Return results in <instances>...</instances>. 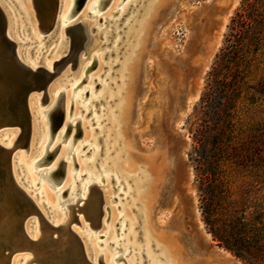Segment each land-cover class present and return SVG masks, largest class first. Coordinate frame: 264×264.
I'll list each match as a JSON object with an SVG mask.
<instances>
[{"label": "rangeland", "instance_id": "obj_1", "mask_svg": "<svg viewBox=\"0 0 264 264\" xmlns=\"http://www.w3.org/2000/svg\"><path fill=\"white\" fill-rule=\"evenodd\" d=\"M241 1L242 0H237L236 3V0H149L144 4L146 7L143 11L140 10V7L143 6L140 4V6H138L134 11L133 15L126 17L127 20L125 22V26H127V28L117 38V40L120 39L121 42L119 43L118 48L114 49L117 54H108L104 57L103 60L105 65L104 63L103 65L105 67L101 70V72H99L98 78L94 83V86L99 85V87H97L98 89H100L104 84H109V92L114 94L111 97L108 95L110 98H108V96L103 97V104H99L98 110L95 111L96 113H93L94 115H97V119L91 115L87 120L83 119L86 112H88L89 109H92V104L86 111H83V109L78 110L76 113L78 114V118H73L76 115L74 114L76 104L72 105L74 93H71L67 87L70 84L72 77H74V75L78 76L80 71L78 66L85 62L87 60L86 58H88L94 50H98L100 53H107L109 51L111 44L106 46L103 45L102 41V36L105 37L108 35V30H101L100 28L96 30L97 26L95 23H93L92 20H88L86 17V10H84L78 17V14L81 11L79 10L77 14L69 19L68 22L71 23L76 17L79 18L78 21H76V26H73L75 29L71 27L67 28L68 30H63V43L57 59L67 56L69 52L68 48L71 46L72 39L73 42H77L79 48L75 58L78 60H73L71 70H68L71 66L69 63L67 68L62 70L53 80L57 83L50 87V91L47 90L49 93L53 92V94L49 99L50 94L47 92L48 97L46 104L41 107V105L37 106V104L35 105L34 103L32 106L34 114L32 118L34 123L33 128L35 130L32 128L31 133L32 131H34V133H32V137L30 136L27 151L24 148L17 147L14 155L17 162L15 163V167L17 168L18 165L20 172H22V176L20 175L18 179H20V177H24L25 181L28 182V185H24L23 182H21V186H23L27 192L31 193V196L34 197L45 217H47L50 222L52 221L54 223L55 217H53L54 213H51L53 212V209L49 203L52 200L51 203L58 205V197L54 194L59 188L61 189L63 187L62 190H65L63 200H66L70 196V186H67L71 183V181L74 182L76 173L79 172L81 159L77 158V156L79 157L82 154L78 151L73 153V151L83 142V135L85 132L90 135L86 129V131H84V126L86 127L87 123L89 124L90 131L92 132L91 137L88 136L89 138L87 140L91 139V143L97 144L98 148H103L104 150H102V156L104 158L101 156V153H99L94 163H89V157L82 159L83 161H86V163H89L88 169L90 171H94V173L100 178L104 175V173L109 171L107 169L100 172V170L104 167V160L106 158H116L119 154V169L111 172L112 177L110 176L109 180H114L113 176L118 174L121 175L119 180L122 181L126 178V174L124 175V173H127L128 176H135L138 174V178L139 176L140 178L145 176L147 181L151 183L147 182L141 188L144 191V194L147 193H145V191H147L146 188L148 186L152 187V182H156L154 185L155 193H157V195L155 194V198L150 204L148 209L149 212H147L148 216L142 213L140 217L141 221L139 220L141 223L140 226L142 227L144 226L146 220L145 218L147 217H149V225L152 223V227L149 226V228H147L150 235L149 239L151 241V254L146 251L144 244L146 232L141 233L143 230H140V227L138 228V222L135 226V224L131 223L133 220H130L136 216L139 210H141V212L144 211L143 204H145V199L143 198H141L138 202L140 189H137V187L133 185L135 180L133 179V182L128 181V183L122 182V187L124 186L125 189L122 190V187L120 186L116 191H113L111 186L108 187L105 185V182L104 185L98 184L99 190L101 191L100 194H103L104 192L107 199V203L104 204L105 206L103 205V208H106L107 210L104 211L103 214L106 219L105 223L99 225L97 232H94L88 226L90 224V220L95 219L97 216L96 201H100V205H102L101 197L98 198L95 195V198H93V205L91 207V217L87 219L83 216L84 213L82 212L83 214L80 213L78 216L79 225L72 224V229L84 241L86 251L89 250L88 255L91 259H93V257L97 258V255L102 254L103 258L106 256L105 264H115V261L109 260V255L118 252L117 249H114L112 246H108L106 249H103L102 253V245L99 246L97 242L93 240V237L97 234L102 235L106 231H110L112 236L114 238L116 237L115 242L118 247L121 249L124 248V251H126V253L124 251L120 252V257L124 258L125 264H153V261H158L156 263H160V261H162L161 263H166L168 261V254L165 251H167L168 246L159 236H166L170 238L174 237L173 239H175L178 246L181 245L183 252L180 249H177L181 251L185 257L191 259V261L195 264H245L232 253L217 246L205 226L199 204L198 183L196 181L194 163L195 155L192 143V132L197 124L196 114L207 76L215 62L216 55L223 46L224 37L227 33V26L230 19L239 7ZM112 2L113 0H106L101 6V11L104 12L108 10ZM27 7L28 12L33 16V20L37 23L30 0L26 3V8ZM14 14L15 21L16 19L18 20V25L16 24V26H20L19 24H21V28L22 24L24 25V27L21 28L22 31L25 30L23 31V35L26 37L24 38V42H30L24 46L19 44L20 48L24 50L26 49L25 51L29 48H34L32 50L34 53L31 52L32 60L29 62V65H31L33 61L38 60L39 64L37 65V68L46 67V61L49 60V57L51 60L53 53L55 52V48H52L57 45V41L59 39L58 25L52 28L46 35L40 34L42 37L45 36L47 39L45 38L42 43L35 44L36 39L33 38L29 27H26L23 15L16 11H14ZM134 17H137V20ZM147 17L150 19H145ZM221 17H223V19ZM20 18L22 19L20 20ZM132 18L134 19L131 20ZM2 19L4 24V18ZM145 20H147V22ZM79 21H81V23ZM136 22L147 23L150 27L145 31V33L139 29V25H137L139 23L136 24V27H133ZM132 29L134 31L138 30L137 34L127 38L128 32ZM36 35H39L37 28ZM111 39L112 38L110 37L108 42ZM104 42H107V38L104 39ZM41 45L43 46V49L40 51L38 56L39 49L42 47ZM81 55L83 57H81ZM128 58L134 60L127 62L129 60ZM52 60L55 59L53 58ZM124 62H127L128 65L127 70L122 73L123 66L125 64ZM130 63L132 65L136 64L137 66L134 83L128 79L130 75V66H132ZM97 66L98 60H93L91 66L86 72L87 78L93 73V71H96ZM87 78L83 80V83L78 87V90L83 88L84 83L86 84L88 81ZM123 81H128L130 85L128 82L125 84L128 85L129 88L132 87L133 89V101L131 102L132 106L129 110L130 114L127 120L128 123L127 121H123L125 124L127 123L126 125L122 123V121L120 123L119 120H117V124L112 122L113 118L119 117V107L121 104L124 105L125 94L127 96V91L125 90H129L126 88L127 86L124 87L125 84ZM62 88L66 89V95H61L64 111V124L68 121V125H65L67 131L64 134L65 136H63L64 139L56 138L59 134V129L57 131L58 133L56 132L57 134L55 133L50 141V152H52V146L58 145L57 149L53 153V156L49 157L48 154L44 163L37 169H30L28 174L25 170H23L24 167H22L21 162L25 166L29 165L36 155H38L43 127L38 129L37 124L39 123L41 125V122H45L46 120L44 115L40 112L51 106L55 100V93ZM37 93L42 95V92ZM195 94L197 95L196 99L194 98L195 100H189L188 97L191 96L192 98ZM96 95L97 93L94 94V96ZM138 95L141 96L139 97ZM85 103V100H80L78 105L83 107ZM185 104L188 106H185ZM67 105L70 106V118L67 117L68 114L66 113ZM150 112H152V114L149 115ZM73 114L74 116H72ZM83 120L85 122H83ZM119 126L120 132H122L123 136L115 138L114 134ZM3 128L4 129L0 131V144L7 147V143H9L8 141L11 139V133L14 131L19 132L20 130H17L19 128L13 126H5ZM123 137L126 139L124 140ZM71 140L72 143L69 148L64 149V147L68 145ZM12 141L15 143L17 139L15 141L14 138ZM126 147L127 149L125 150ZM134 147L137 148L135 149ZM128 151L130 152V156L134 158L133 161L126 159V153ZM71 159L74 160V173L72 172ZM60 160L65 162L64 178L61 184L51 188L47 177H42L43 173L39 175L36 173L50 168L52 165L51 163L54 162V164H56L57 162H60ZM97 165H99V168L96 170L95 167ZM152 166H156L160 169L161 173L159 176H156L155 173L151 174L152 171L150 172L149 169L151 170ZM57 171L58 169L56 172ZM153 176L155 177V180L152 178ZM137 177L135 178L136 181H138ZM85 178L88 180L87 177ZM31 179L34 181L37 180L40 184H42L41 188H43L42 191L44 196L40 194L39 197H35L40 191H33V188L36 187H34ZM115 186H118V184L116 183ZM151 187H148V189ZM76 191H74V194L81 197V192ZM120 193L121 195L119 196ZM263 194L264 191L261 193L253 192L252 195L254 198L260 199L263 197ZM115 197H118L116 201H114ZM45 198L49 201L48 205H45ZM49 198H51V200H49ZM118 202L122 207H124L127 217L130 218H128L124 223V225H126V230L120 237L115 234L116 228L114 226V222L117 219L121 220L120 212L123 209L117 208ZM135 202L136 205H134ZM73 204H75V202ZM77 204L82 205L83 202L80 200ZM57 207H59V205ZM101 207L102 206L99 208L100 215ZM58 209L61 211L62 215L64 214V219L68 220V215L66 214L67 210L62 207H59ZM151 211L153 213H151ZM114 214L116 217L113 220ZM154 219L158 220V222ZM161 219L164 223L160 221ZM153 223H155L154 226ZM31 228L28 229V231L34 230V228ZM133 228V233H130V230ZM150 229L152 230L150 231ZM120 230L122 231L124 228L121 227ZM145 230L146 228L144 227V231ZM89 235H93L92 238H90L91 240L88 239ZM90 242L92 244H90ZM125 245L127 246L125 247ZM189 248L191 252L189 251ZM27 259V256L19 254L15 256L13 264H18L17 261L19 260V264H23ZM117 264H123V261H118Z\"/></svg>", "mask_w": 264, "mask_h": 264}, {"label": "bare ground", "instance_id": "obj_2", "mask_svg": "<svg viewBox=\"0 0 264 264\" xmlns=\"http://www.w3.org/2000/svg\"><path fill=\"white\" fill-rule=\"evenodd\" d=\"M27 1L28 0H0V13H2L5 16V20H6L3 32L0 30V131L2 129H4L3 127H5V126H13V127L19 128V126H20L19 115L22 112H26L28 114V117H29V139L27 142L24 141L23 133L19 128V129H17V130H20L19 132L14 131L11 133V137H10L11 139H9V141H8L9 143H7L8 144L7 147H4V145L2 146L0 144V264H13L15 261L14 260L15 256H17L19 254H22V256L28 257V259L23 264H105L106 256H105V258H103L105 260H102L101 254L97 255V258L93 257V259H91V257H89V255H88L89 250L86 251V247H85L86 245H85L84 241L72 229V224L79 225L78 216L82 212L84 213L83 216H85L87 219H89L91 217V215H92L91 207L93 205V198H95V195H96L98 198L101 197L102 205H100V201H96L97 216L95 219L90 220V224L88 226L94 232H97L99 225H101L102 223H105V221H106L103 214H104V211H107L106 208H103L105 206L104 204L107 203L106 194L104 192H103V194H100L101 191L99 190L98 184L104 185V182H105V185H107L108 187L111 186V189L113 191H116L119 189L120 186L122 187V182H126V183H128V181L133 182V179L136 181L135 178L138 176V174L135 176H131V175L128 176L127 173H124V175L126 174V178L122 181L119 180L121 175L116 174L113 176L114 180H109L110 176L112 177L111 172L117 171L119 169L118 168V159L120 156L119 154L116 156V158L114 157L111 159L109 157L110 159L106 158L107 160L106 159H105L106 161L104 160V163H103L104 167H103V169L100 170V172H103L107 169L109 171L107 173H104V175H102L100 178L94 173V171H90L88 169L89 163H94L96 161L99 153H101V156H102V153L104 150H103V148H98L97 144L91 143V139L87 140L89 138L88 136L91 137V135H92V132L89 129V124L87 123V126L86 127L84 126V131L87 130L90 133V135H88L85 132L83 135V142L81 144L78 143L79 145L78 146L76 145L77 146L76 149L75 150L73 149L74 150L73 153L75 151H78L79 153H82V154L79 157L77 156V158L81 159V161L78 159L80 161L79 172L76 173V176L74 178V182L71 181V183L67 186V187L70 186V190H71L70 196L66 200H63V195L65 194V190H62L63 187L61 189L59 188L57 191H55V194H54L55 196L58 197L57 200H58L59 207H62L65 210H67L66 214L68 215V220L64 219V217H63L64 214L62 215L61 211L58 209L59 207H57L58 205H54L53 203H51L52 202L51 198H49V200H51L50 203H49L48 199L45 198V202H46L45 205H48V203H49V205L53 209V212H51V213H54V216L53 215L52 216L55 217L54 218L55 222L53 223L52 221L50 222L47 217H45L42 210H40L41 208L36 203V200L34 199V197L31 196V193L27 192L24 189V187L21 186L22 185L21 182H23L24 185H28V182L25 181L24 177H20V179H18V177L20 175L22 176V174H21L22 172H20V168L18 165H17V168L15 167V163H17V162L14 158V155H15L17 147L24 148L27 151L30 136L32 135V133H34V131H32V133H31V129L33 128V125H34L33 119H32L33 115H34L33 111H32L33 104L35 103V105L37 104V106L41 105V107L46 104L47 97H48L47 92L51 90L50 87L54 86L57 83L56 81L54 82L53 80L56 78V76L62 70L67 68V65H66L61 70L56 65L58 64L57 57L60 54L59 51L61 50L62 43H63L62 32L69 24L72 23V22L71 23L68 22L69 19L72 16H74L75 14H77L79 12V10H81V11L78 14V17L80 16V14L84 10H86L87 13L85 15L88 18V20H92V22L95 23V25L97 26L96 30H98V28H100L101 30H105V29L108 30V35H106L105 37L102 36L103 45L108 46L109 44H111V48L109 49V51L107 53H100V51L94 50L93 53L88 58H86L87 60L78 66V68L80 70L78 76L74 75V77H72V80L70 81V84L67 87V88H69V91L71 93H74L73 102H72V105L76 104L75 108H74L75 109L74 114H76L78 112V110H80V109H83V111H86V110H88V107L91 104L93 105L92 109H89L88 112H86L85 117L83 118L84 120H87L88 117H90V115L94 118L97 117V115H94L93 113L98 110L99 104H103V101H104L103 97L108 96V95L111 97L112 95H114L113 93L109 92V84H104L100 89L97 88V87H99V85L94 86V83H95L96 79L98 78L99 72H101V70L104 69V67H105L104 66L105 63L103 60L104 57H106V55H108V54L109 55L117 54L114 51V49H117L119 43L121 42V40L120 39L117 40V38L127 28V26H125V22L127 20L126 17L133 15L134 11L137 9L138 6H140V4L143 5L142 7H140L141 8L140 10L143 11L146 7V5H144V4L146 2H148L149 0H113L109 9L104 11V12L101 11V6L103 5V3L106 0H82L81 6L78 10H76L78 0H30L31 6H32L34 14H35V18L37 20V23H35V21L33 20V16L28 12V7L26 8ZM236 3H237V0H236ZM153 9H154V7H153ZM14 11L19 12L20 14L23 15V18L26 22V27L27 26L29 27V30L32 33L33 38L36 39L35 44L42 43L43 40L46 38L45 36L42 37L40 34H43V35L45 34L44 32L46 31L47 27L51 24V22L53 20L58 25L59 39H58V41L56 40L57 45L52 48V49L55 48V52L53 53L51 60L49 57V60L46 61L47 62L46 67L44 66V68H46L48 71H50L53 74V76H52L53 79L51 80V82L52 81L53 82L52 83L50 82V84L45 89V94H44L45 99H43V97H42L43 95H41L35 91V88L32 84V81L29 78L28 73L29 72L33 73L35 71L37 65L39 64V62H38V60L33 61V63H31V65H29V62L32 60L31 52L34 48H29V49H27V51H25L26 49L24 50V49L20 48L19 44H21V46L22 45L24 46V45L29 44L30 42H24V38H26V37L23 35V31H25V30H23V31L21 30V28L24 27V25L22 24L21 28H20L21 24H19L20 26H16V24L18 23V20L16 19V21H15ZM152 14H153V12H152ZM116 16H117V18H116ZM222 16H224V15H222ZM225 16H226V13H225ZM78 17H76L74 19V21L78 20L79 19ZM137 17H134V18H136V20H137ZM134 18H132L131 20H133ZM151 18H152V16H151ZM221 18L223 19V17H221ZM21 19L22 18H20V20ZM145 19L149 20L150 18L148 19V17H147ZM147 20H145V21L147 22ZM79 22L81 23V21H79ZM20 23H21V21H20ZM76 23L77 22H75V24ZM137 23H139V22L134 23L133 27L134 26L136 27ZM137 25H139V29L144 31V32L147 29H149V27H150L147 23H139ZM36 28L38 29V34H39L38 36L36 35ZM77 28H78V26H77ZM137 32H138V30L134 31L132 29L130 32H128L127 38H130L133 35H136ZM148 33H149V31H148ZM139 34H140V32H139ZM110 37L112 39L108 42V39ZM145 37H147V36H145ZM106 38H107L108 43L104 42V39H106ZM141 38H140V40H141ZM71 42H72V39H71ZM140 43H142V42H140ZM146 43H145V45H146ZM140 47H139V49H140ZM141 48H143V47H141ZM42 49H43V46L40 47L38 56H39L40 51ZM75 50H76V46H73L72 52H74ZM32 53H34V51ZM64 53H65V51H64ZM130 53H131V51H130ZM86 54H85V56H86ZM133 55H135V54H133ZM81 57H83V56L81 55ZM53 58L55 60H52ZM93 60H98V66L96 67V71H93V73L87 78L86 72L88 71L89 67L91 66V63ZM130 60L133 61L134 59H129L127 62H129ZM54 62H55V64H54ZM127 62H124L125 64L123 63L124 66H123V72L122 73H124L125 70H127V65H128ZM103 63H104V65H103ZM131 63H130V65H132ZM130 67H129L130 68V71H129V74H130L129 77L130 78L128 77V79H130L131 82L134 83L135 78H136V67L137 66H136V64H133ZM69 69L70 68H68V70ZM116 73H118V72H116ZM126 75H128V74H126ZM86 78L88 81L86 80L87 82H86V84L84 83L83 88L78 90V87L83 83V80ZM123 82L125 84L128 81H126V82L123 81ZM129 85H130V83H129ZM124 87L128 88L129 90H127V89L125 90V91H127V96L125 94L124 105L121 104L119 107V111H120L119 117L112 119V122L116 123V124L118 122L117 120H119L120 123H121V121H122V123H124L123 121L128 120V116L130 114L129 110L131 109L130 107L132 106L131 102L133 101V99H132L133 89H132V87L129 88V86L126 84ZM96 93H97V95L94 96V94H96ZM48 94H50V97H49V99H50L52 97L53 92H51V93L48 92ZM64 94L66 95V89L65 88L58 90L55 93V100L53 101L51 106L48 109L42 110L40 112L41 114L44 115V118L46 120H45V122H41V125L39 123L37 124L38 129L40 127L41 128L43 127V133H42V138H41V141L39 144L40 147H39L38 155H36V157L29 163V165L25 166L21 162V165H22V167H24V169L22 167L21 168L23 170H25L28 174H29L30 169L32 170V169L39 168L44 163L48 154H49V157L53 156L54 151L58 147V145H54V146H52V149H51L52 152L49 151L50 141H51L52 137L54 136V134L60 129V131H58L59 134L56 136V138H63V136H65L64 134L67 131L65 125H68L67 124L68 121L66 122V124H64V111H63L62 96H61ZM196 94H197V92H196ZM196 94L192 98H191V96L188 97L189 100H192L194 98L196 99V96H197ZM109 96H108V98H110ZM143 99H145V98H143ZM80 100H85V102H86L83 107L81 105L80 106L78 105ZM13 102H15L14 105L12 104ZM59 102L61 103V107H62L61 108L62 115H61L59 124L57 125L56 129L52 132L51 128H50L49 115H50L51 111L57 106V104ZM187 102H189V101H187ZM186 105L187 104H185V106ZM52 106H53V108H52ZM66 108H67L66 113L68 114L67 117H69L70 116L69 115L70 106L67 105ZM50 109H51V111H50ZM74 114L72 116H74ZM150 114H152V112H150L149 115ZM152 117H153V115H152ZM179 117H180V115H179ZM73 118L77 119L78 114H76ZM84 120H83V122H85ZM127 123H128V121H127ZM92 125H94V124H92ZM122 128H123V126H122ZM100 129H102V128H100ZM112 134H113V132H112ZM114 135H115L114 136L115 138L123 136L122 132H120V126L117 129V131H115ZM14 138H15V141L17 139V141L15 143H13L14 141H12V140H14ZM123 139L125 140L126 138L123 137ZM71 143H72V140L69 141L68 145H66L64 147V149H68L69 146L71 145ZM130 147H132V146H130ZM126 149H127V147L125 148V150ZM154 151H156V150H154ZM128 152L126 153V159L133 161L134 158L132 156H130V152H129V154H128ZM86 157H89V159H90L89 163L88 162L86 163V161L82 160L83 158L85 159ZM110 163H111V165H110ZM19 164H20V162H19ZM51 164L52 165L50 168L38 171L36 174L39 175V174L43 173L42 177H45V178L47 177V180H48L51 188H53L54 186L61 184V182L64 178L65 162L60 160V162H57L56 164H54V162ZM54 165H55V167H54ZM99 165H97L95 167L96 170L99 168L98 167ZM71 166H72V172L74 173L75 165H74L73 159H71ZM56 167L58 169L57 172H56V170H57ZM149 171L150 172L152 171L151 174L155 173L156 176H159L161 173L160 169L156 166H152L151 170L149 169ZM122 174H123V172H122ZM26 176H27V174H26ZM154 176L152 178L155 180ZM85 177H87L88 180H86ZM153 179H151V180H153ZM31 180L33 181L32 183H33L34 187H36V188H33V191H35V192L40 191L39 194L43 195V191H42L43 188H41L42 184H40L37 180H35V181L33 179H31ZM135 181L133 182V185L136 186L137 189L138 188L140 189V192L138 195V202L140 201L141 198L145 199V204H143L144 205L143 206L144 211L141 212V210H139L137 212L136 216L134 217L135 219L134 218L130 219L129 217H127V214H126L124 207H122L118 202L117 208H121V209L123 208V209L120 212L121 220L117 219L114 222V226L116 228L115 234H117L119 237L120 236L119 234H121L120 232H124L126 230V225H124V223L127 221L128 218L130 220H133L131 223L135 224V226H136V223L138 222V224H137L138 228L140 227V230H143L141 233L146 232L145 233L146 237L144 238V244H145L146 251L149 254H151V252H150L151 251L150 250L151 241L149 239L150 235L148 233L147 228H149V226L152 227V223L149 225V219H148L149 217H147L148 216L147 212H149L148 209L150 207L151 202L155 198V194L157 195V193H155V185H154V183H156V182L155 181L152 182L153 186L152 187L148 186L151 188L148 189V187H147L146 188L147 191H145V193L146 192L147 193L144 194V191L141 188L147 182H149V181H147V178L145 176H142V178H140V176H139L138 181H136V182ZM96 182H98V183H96ZM116 183L118 184V186H115ZM149 183H151V182H149ZM78 187H79V189H78ZM76 189H77V191L81 192V197H83L85 199L78 197V195L74 194L75 193L74 191H76ZM123 189H125L124 186L122 187V190ZM120 195H121V193L119 194V196ZM141 195H143V196H141ZM35 197H39L38 193L36 194ZM41 198H42V196H41ZM117 199H118V197H115L114 201H116ZM80 200L83 202L82 205L77 204V202H79ZM74 202H75V204H73ZM134 205H136V202ZM100 206H102L101 207V215L99 214ZM142 213H144V215L145 214L147 215L146 216L147 218H145L146 220H145V224L143 227L140 226L141 225L140 217H141ZM151 213H153V212L151 211ZM160 213H161V211H160ZM158 215H157V217H158ZM115 217L116 216L114 214L113 220L115 219ZM158 220H155V221L158 222ZM160 221L163 222L162 219ZM122 224H123V226H122ZM154 225H155V223H153V226ZM31 226H32V228H34V230L28 231V229H30ZM121 227H123L124 230L121 231L120 230ZM144 227L146 228L145 231H144ZM153 229H154V227H153ZM133 230H134V228L130 230V233H133ZM151 230L152 229H150V231ZM92 236L93 235H89L88 239L92 238ZM110 237H111V239H110ZM159 237L168 246L167 251H165L168 254V261L166 263H161L162 261H160V263H156L158 261L154 262L152 260L153 264H195L194 262L191 261V259H189L188 257H185L182 254V252H183L182 247H181V245L178 246L175 239H173L174 237L173 238L166 237V236H159ZM115 238L112 236L110 231H106L102 235L97 234L95 237H93V240H95L99 246L102 245L101 247H103L102 248V253H103V249L104 248L106 249L108 246H110V247L112 246L113 248H115L114 247L115 245L118 246L115 242ZM90 244H92V243L90 242ZM126 246L127 245H125V247ZM118 248H117V251H120L119 249H121V248H119V249ZM177 248L180 249L182 252L179 251ZM190 248H189V251H190ZM121 250L123 252L124 248H122ZM3 252L4 253L11 252L8 255L7 260H5L1 257V256H3V255H1V254H3ZM124 252L126 253V251H124ZM118 253L119 252H115L113 254H110L109 260L113 261V259L115 258V256H117ZM94 258H95V260H94ZM114 261H115L114 262L115 264H117L118 261H123V264H125L124 258H122L120 256L115 258ZM17 263L19 264L20 260L17 261Z\"/></svg>", "mask_w": 264, "mask_h": 264}, {"label": "trees", "instance_id": "obj_3", "mask_svg": "<svg viewBox=\"0 0 264 264\" xmlns=\"http://www.w3.org/2000/svg\"><path fill=\"white\" fill-rule=\"evenodd\" d=\"M192 132L203 221L245 264H264V0H242L211 67ZM256 200V201H255Z\"/></svg>", "mask_w": 264, "mask_h": 264}, {"label": "water", "instance_id": "obj_4", "mask_svg": "<svg viewBox=\"0 0 264 264\" xmlns=\"http://www.w3.org/2000/svg\"><path fill=\"white\" fill-rule=\"evenodd\" d=\"M81 3H82V0H78L76 10H78L80 8ZM2 18H4V24H3V19ZM5 21H6L5 20V16L2 13H0V30L2 32L4 30ZM76 21H78V20H75L74 22L69 24L65 29L73 27L75 25ZM55 26H57V24L53 20L51 22V24L47 27V29H46V31L44 33L47 34ZM73 46H76V50L74 52H72V47ZM78 50H79V48H78L77 43L72 41L67 56L58 59V64L56 66L59 69L62 70L66 65H68L70 63L71 64L70 69H72V62L76 58ZM54 64H55V62H54ZM93 64H94V62H93ZM28 74H29V78L31 79L32 84H33V86L35 88V91L36 92H42V95H43L42 97H43V99H45V95H44L45 94V89L50 84L51 80L53 79L52 78L53 74L50 71H48L46 68H44V67H42V68H37L36 67V69H35V71L33 73L29 72ZM14 103L15 102H13L12 104L14 105ZM61 108H62L61 107V103L59 102L57 104V106L51 111V113L49 115L50 128H51L52 132L56 129L57 125L59 124V121H60V118H61V115H62ZM19 118H20V126H19V128H20V130L23 133L24 141L27 142L28 139H29V117H28V114L26 112H22V113H20ZM10 253L11 252H9V253L8 252H6V253L3 252V254H1L3 256H1V257L3 259L7 260L8 259V255Z\"/></svg>", "mask_w": 264, "mask_h": 264}, {"label": "flooded vegetation", "instance_id": "obj_5", "mask_svg": "<svg viewBox=\"0 0 264 264\" xmlns=\"http://www.w3.org/2000/svg\"><path fill=\"white\" fill-rule=\"evenodd\" d=\"M61 141H63V140H61ZM38 195L40 196L39 192H38ZM120 233H121V234H119V235L121 236L124 232H120ZM120 236H119V237H120ZM114 247H115L116 249L118 248V246H116V245H115ZM115 248H114V249H115ZM118 249H119V248H118ZM119 250H120V249H119ZM121 251H122V250L118 251L119 253L117 254V256H115V258H117V257L120 256V252H121ZM101 255H102V254H101ZM115 258H114V259H115ZM114 259H113V261H114ZM102 260H103V255H102Z\"/></svg>", "mask_w": 264, "mask_h": 264}]
</instances>
